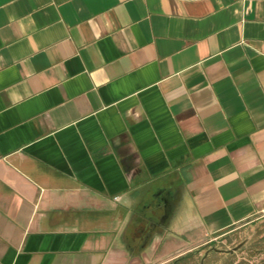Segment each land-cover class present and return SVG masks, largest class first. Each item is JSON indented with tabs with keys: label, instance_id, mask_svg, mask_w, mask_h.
<instances>
[{
	"label": "crops",
	"instance_id": "1",
	"mask_svg": "<svg viewBox=\"0 0 264 264\" xmlns=\"http://www.w3.org/2000/svg\"><path fill=\"white\" fill-rule=\"evenodd\" d=\"M262 217L264 0H0V264H187Z\"/></svg>",
	"mask_w": 264,
	"mask_h": 264
},
{
	"label": "rangeland",
	"instance_id": "2",
	"mask_svg": "<svg viewBox=\"0 0 264 264\" xmlns=\"http://www.w3.org/2000/svg\"><path fill=\"white\" fill-rule=\"evenodd\" d=\"M208 239L202 241L203 244L187 264H201V258L207 251L202 264H264V217L231 235L220 236L211 242Z\"/></svg>",
	"mask_w": 264,
	"mask_h": 264
},
{
	"label": "water",
	"instance_id": "3",
	"mask_svg": "<svg viewBox=\"0 0 264 264\" xmlns=\"http://www.w3.org/2000/svg\"><path fill=\"white\" fill-rule=\"evenodd\" d=\"M207 255H208V251L203 254L202 258H205Z\"/></svg>",
	"mask_w": 264,
	"mask_h": 264
},
{
	"label": "flooded vegetation",
	"instance_id": "4",
	"mask_svg": "<svg viewBox=\"0 0 264 264\" xmlns=\"http://www.w3.org/2000/svg\"><path fill=\"white\" fill-rule=\"evenodd\" d=\"M205 258H206V257H205ZM205 258H202V259H201V264L204 262Z\"/></svg>",
	"mask_w": 264,
	"mask_h": 264
}]
</instances>
